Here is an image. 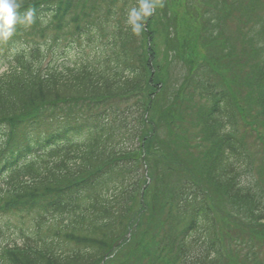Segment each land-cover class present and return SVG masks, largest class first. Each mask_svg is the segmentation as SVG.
Returning a JSON list of instances; mask_svg holds the SVG:
<instances>
[{"label": "trees", "instance_id": "16d2710c", "mask_svg": "<svg viewBox=\"0 0 264 264\" xmlns=\"http://www.w3.org/2000/svg\"><path fill=\"white\" fill-rule=\"evenodd\" d=\"M168 1L171 18L160 19L164 0H153V15L135 34L127 20L139 0H20V15L34 10V22L18 24L3 42L16 66L0 78V167L7 173L10 164L24 163L23 178L31 181L18 175L22 186L4 212L32 218L41 230L49 226L53 239L35 241V250L2 251L0 264H100L106 256V264H264V164L256 167L241 130L261 128L264 138V61L252 63L234 92L230 78L240 69L242 77L247 64L234 52L219 55L218 38L207 36L210 20L238 11L252 26L244 41H264V0H165L166 7ZM87 33L100 45L94 62L40 71L43 48L63 39L73 45ZM177 41L174 59L185 76L170 89L159 57L170 61ZM24 46L27 57L15 52ZM199 85L203 91L193 97ZM184 113L190 119L181 122L198 128L207 146L202 162L183 141L185 158L201 171L181 160L175 145ZM85 127L98 137L82 144L72 135ZM66 143L83 145L81 161L69 159ZM259 152L264 157V140ZM164 160L161 176L155 162ZM145 166L152 182L142 198ZM167 172L184 178L166 186ZM221 221L227 226L218 230ZM61 242L66 252H55Z\"/></svg>", "mask_w": 264, "mask_h": 264}, {"label": "rangeland", "instance_id": "374dc122", "mask_svg": "<svg viewBox=\"0 0 264 264\" xmlns=\"http://www.w3.org/2000/svg\"><path fill=\"white\" fill-rule=\"evenodd\" d=\"M172 4L170 1H168V6L166 7L165 4V0L164 3L162 5V8L160 10L159 13V17L160 19L164 18L165 22L166 19H170L172 16ZM237 13L234 15L233 18L230 19V17L227 18H223L222 20H218V19H213L210 20L211 21V28H210V32L207 34L208 37H217L218 38V43L216 44L217 46V50L219 51V55H221L223 53V55L226 54V52H234L237 56V58L240 61V56H243L246 64H247V68L248 70L244 72V74H242V77L239 78L240 76V72L241 69L239 70V72H237L238 74H236L234 76V78H230L231 79V83L228 84V86L230 88L234 89V92H236V90H240L237 89L236 87L239 85L242 89V85L240 83V81L242 80H248L249 75L247 72H250L252 69V63L254 61H264V41L260 40L259 38H257L254 41H244L247 40L245 39V36L248 33V30L250 32V29H252V26L250 25L249 21H246L244 18H241V15L238 11H236ZM259 17L264 18V9L261 10L258 13ZM243 29H247L245 32ZM179 43V41L175 42L174 44L171 45V50L169 51V60L168 62L163 64V68L165 67L164 71L168 72L171 80H170V84H169V88H176L182 79V76H185L184 70H183V64L178 65L177 64V60H175L174 58L176 56L179 55V53H176L173 51V48L177 47V44ZM91 52L92 50L90 48L87 47L86 49V56H88V58L90 59L91 57ZM3 55H5L4 50L0 49V63L2 62L3 59ZM224 57V56H223ZM262 63H260L261 65ZM264 65V64H263ZM179 66V67H178ZM218 67V66H217ZM9 67L8 66H4L1 67L0 69V74L5 72ZM235 70V69H234ZM167 82H169V79H167ZM238 84V85H237ZM197 86V85H196ZM195 86H193L192 88H194ZM203 91V88L201 85H199L195 91H194V95L193 97L198 98V96L201 94V92ZM173 92V90L169 93L171 94ZM242 93V90H241ZM246 93V92H245ZM190 94V93H189ZM240 94V93H238ZM188 97V96H187ZM199 104V99H195V104ZM172 102V98L170 96H168L167 100L165 101V104H170ZM123 108H128V105H121ZM200 106V105H198ZM131 108V107H130ZM134 110V112L136 111L134 108H131ZM189 116L187 113H184L181 116L180 122H178V125H180V130L179 132H175V137H174V141H175V145L176 147H179V155H181V160L183 161H188V164L190 168L194 169V170H198L201 171L202 167L199 165H194L193 161H189V159L184 156V150L182 148H184L183 145V141H189L190 142V147L193 151V153L199 158L201 159V152H208L207 150V146H201V142L203 140V137H198L201 135V133L198 131V128L196 129V127L194 128V131L192 129V126H190L188 123L185 124L181 121H186L189 120ZM244 126V124H243ZM179 128V126H178ZM241 130L243 131L244 136L246 137V148H247V152L251 155L252 159L254 160V163L256 165V167H260L262 164H264V157L260 156L259 158V146L263 144V132L261 131V128H256L253 131H249L247 130V133L245 132L246 129L241 127ZM255 131V132H254ZM198 137V138H196ZM183 150V151H182ZM249 155V156H250ZM259 159V160H258ZM202 161V159H201ZM203 162V161H202ZM168 162L167 161H161L160 162H155V166L158 168L159 173L161 176L163 175V173L161 171H164V167L168 166L167 165ZM258 164V165H257ZM263 166V165H262ZM259 169V168H258ZM157 174V176L159 177V175ZM252 174L254 175V171H252ZM255 176L260 177L258 170L255 174ZM164 178V182L167 183L166 186L168 185H174L176 184V182L184 177H179V173H174L171 174L170 172H167V174L163 177ZM202 180L205 182L207 179L202 177ZM255 180V179H254ZM250 182H252L250 180ZM252 184L254 185V182H252ZM260 188L263 191L264 194V182L259 184ZM165 186V187H166ZM5 192V191H3ZM216 204L219 206L221 205V203L223 202L222 197L221 198H217L214 197ZM229 208L228 209H233V207H235L234 204L228 205ZM224 207V206H223ZM20 221V220H19ZM25 226H21L20 222H16L15 219H11L9 221H5L1 215H0V242L6 240V239H11L12 241H17L16 243H18L19 245H22V231H24L26 234H28V237H32V223L31 222H27V224H24ZM229 225V224H228ZM218 226V230L220 227H226L227 226V222L226 221H221L219 222ZM28 237H26V241L30 242L31 245L33 244L32 241H27ZM5 244V243H4ZM66 248V244H62V249L64 250Z\"/></svg>", "mask_w": 264, "mask_h": 264}, {"label": "clouds", "instance_id": "9594fccd", "mask_svg": "<svg viewBox=\"0 0 264 264\" xmlns=\"http://www.w3.org/2000/svg\"><path fill=\"white\" fill-rule=\"evenodd\" d=\"M20 0H0V42H7L15 34L20 23L31 25L34 22V10L20 15ZM156 4L153 0H139V6L128 12V24L135 34H140L145 27L146 18L153 15ZM46 23V21H44Z\"/></svg>", "mask_w": 264, "mask_h": 264}]
</instances>
